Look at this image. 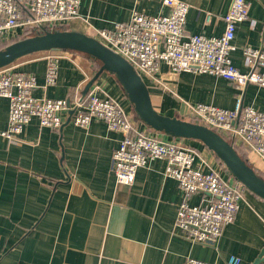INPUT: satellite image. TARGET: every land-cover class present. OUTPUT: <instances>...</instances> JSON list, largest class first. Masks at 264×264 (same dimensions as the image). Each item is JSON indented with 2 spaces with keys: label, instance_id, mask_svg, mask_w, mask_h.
Returning a JSON list of instances; mask_svg holds the SVG:
<instances>
[{
  "label": "crops",
  "instance_id": "crops-1",
  "mask_svg": "<svg viewBox=\"0 0 264 264\" xmlns=\"http://www.w3.org/2000/svg\"><path fill=\"white\" fill-rule=\"evenodd\" d=\"M189 4L185 30L189 34L219 36L223 16L232 0H184ZM248 18L240 22L230 52L241 72L244 46L264 43V0H247ZM133 10L166 14L162 0H81L78 16L66 29L96 36L99 29L127 21ZM32 30V29H31ZM15 27L13 37L25 33ZM46 52L32 53L9 64L30 72L36 97L72 99L90 90L117 100L139 129L162 140L197 150L210 167L229 181L226 167L201 142L164 134L137 117L115 76L81 52L67 50L58 59L53 85H44ZM151 103L159 113L191 119L197 103L227 109L253 106L264 111V86L247 84L243 90L211 74L172 72L160 63L156 80L142 76ZM59 129L39 126L32 118L14 140L3 135L8 127V100L0 96V264H183L192 257L214 264H253L264 248V199L244 189L235 220L222 228L214 245L194 243L175 227L182 192L178 182L164 175V159L148 160L131 184H118L111 171V157L120 133L101 119L84 128L71 121V111L60 113ZM250 162L264 176V160L248 152ZM193 193L190 204L203 200ZM264 264V257L257 263Z\"/></svg>",
  "mask_w": 264,
  "mask_h": 264
},
{
  "label": "built area",
  "instance_id": "built-area-1",
  "mask_svg": "<svg viewBox=\"0 0 264 264\" xmlns=\"http://www.w3.org/2000/svg\"><path fill=\"white\" fill-rule=\"evenodd\" d=\"M81 0H0V44L13 37L15 27L25 32L43 26L65 25L78 16ZM169 8L166 14L149 15L133 10L127 21L114 22L99 29L95 38L123 56L139 75L156 80L160 63L172 72L193 71L222 77L243 90L247 84L264 86V43L260 47L244 46L242 54L247 72L237 69L231 60L237 25L248 18L247 0H232L223 16L224 30L219 36L189 34L185 30L189 4L184 0H162ZM67 50L46 52L44 85H53L58 74V59ZM35 76L0 68V96L8 100V127L3 135L14 140L32 119L39 126L59 129L60 113L71 111V121L86 128L94 118L101 119L111 131L120 133L118 147L111 157V171L118 184H131L137 169L148 160L164 159V175L174 178L182 192L177 207L175 227L190 241L214 245L222 228L235 220L245 187L233 179H224L211 168L197 150L178 142L162 140L147 129H139L129 114L114 98L100 97L95 90L85 96L65 98L36 97ZM190 116L232 145L254 152L264 160V111L253 106L227 109L212 104L197 103ZM150 132V131H149ZM193 193L205 197L190 204ZM228 264H240V258L230 256ZM22 264V263H16ZM183 264H214L186 257Z\"/></svg>",
  "mask_w": 264,
  "mask_h": 264
},
{
  "label": "water",
  "instance_id": "water-1",
  "mask_svg": "<svg viewBox=\"0 0 264 264\" xmlns=\"http://www.w3.org/2000/svg\"><path fill=\"white\" fill-rule=\"evenodd\" d=\"M49 50H73L96 59L103 70L115 76L141 122L155 131L201 142L235 180L264 199V179L240 157L228 140L203 124L168 116L155 110L149 89L134 66L91 35L75 30L42 29L1 47L0 68L23 56ZM262 257L264 248L253 264H257Z\"/></svg>",
  "mask_w": 264,
  "mask_h": 264
},
{
  "label": "trees",
  "instance_id": "trees-1",
  "mask_svg": "<svg viewBox=\"0 0 264 264\" xmlns=\"http://www.w3.org/2000/svg\"><path fill=\"white\" fill-rule=\"evenodd\" d=\"M42 29H46V30H52V31H54V30H68V29H66V27H65V25H55V26H43V27H41V28H34V29H32V30H29V32L27 31V32H24L25 34L21 37V38H23V37H25V36H28V35H31V34H34V33H36V32H39V31H41ZM6 44H4V45H1L0 46V48L1 47H3V46H5ZM78 52V51H77ZM84 54V53H83ZM90 57V56H89ZM93 59V58H92ZM94 61H96V62H98L96 59H93ZM99 63V62H98ZM100 64V63H99ZM190 121H193V122H197V120L196 119H189ZM226 139V138H225ZM227 140V139H226ZM230 142V141H229ZM233 147H234V149L236 150V152L240 155V157L243 159V160H245V162L248 164V165H250L253 169H254V171L260 176V177H262L263 179H264V176H263V174L255 167V166H253V164L250 162V160H249V158H248V156H247V153L245 152V151H243V150H241L238 146H235V145H233Z\"/></svg>",
  "mask_w": 264,
  "mask_h": 264
},
{
  "label": "rangeland",
  "instance_id": "rangeland-1",
  "mask_svg": "<svg viewBox=\"0 0 264 264\" xmlns=\"http://www.w3.org/2000/svg\"><path fill=\"white\" fill-rule=\"evenodd\" d=\"M13 41H15V40H13ZM13 41H10V42H13ZM10 42H4V43H1L0 46H1V45H4V44L7 45V44L10 43Z\"/></svg>",
  "mask_w": 264,
  "mask_h": 264
}]
</instances>
